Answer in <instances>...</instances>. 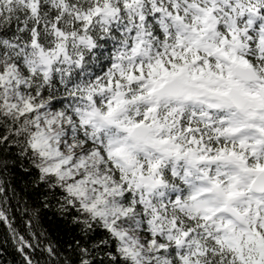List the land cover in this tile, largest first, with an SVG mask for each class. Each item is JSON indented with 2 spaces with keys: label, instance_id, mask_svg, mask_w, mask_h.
<instances>
[{
  "label": "snow or ice",
  "instance_id": "obj_1",
  "mask_svg": "<svg viewBox=\"0 0 264 264\" xmlns=\"http://www.w3.org/2000/svg\"><path fill=\"white\" fill-rule=\"evenodd\" d=\"M0 264H264V0H0Z\"/></svg>",
  "mask_w": 264,
  "mask_h": 264
}]
</instances>
